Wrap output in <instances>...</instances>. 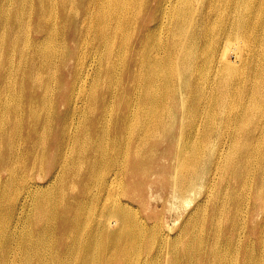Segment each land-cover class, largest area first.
<instances>
[{"label":"bare ground","instance_id":"6f19581e","mask_svg":"<svg viewBox=\"0 0 264 264\" xmlns=\"http://www.w3.org/2000/svg\"><path fill=\"white\" fill-rule=\"evenodd\" d=\"M163 4L164 0H0V186L7 187L9 178L3 172L11 167L34 170L45 158L41 150L51 144L66 148L64 157L78 153L77 148H68L76 144L77 139H71L76 137L70 135L75 132L77 137L99 143L109 156L106 162L105 157L99 159L105 163L97 177L112 176L107 196L92 199L91 208L104 211L111 206L115 180L130 169L127 163L133 138L137 152L152 143L172 148L178 162L185 158L182 169L174 174L179 184L167 187V200L172 197V209L178 214L193 201L197 180L213 166L214 158L218 166L212 177L220 173L223 181L236 184L235 191H248V198L254 191L261 199L264 0H175L160 14ZM149 22H155L152 29L147 26L133 38L126 32L128 28L141 30ZM157 27H164L166 34L154 40ZM95 88L102 89V97ZM120 95L130 100L129 106L114 114L111 104ZM134 102L137 104L132 106ZM177 104L181 107L175 108ZM202 104L205 112L197 114ZM119 129V147L106 150V143ZM215 136L226 140L225 155H218L211 145ZM255 144L262 148L259 155L254 154ZM63 171L71 170L66 166ZM61 172L62 167L56 169L49 181ZM230 192L202 193L180 220L178 232L170 229L165 216L153 222L136 219L144 229L143 236L155 227L165 246L179 240L182 249L174 247V256L234 257L240 264H264V225L244 248L237 232L240 221L224 216ZM124 196L132 198L127 192ZM119 197L117 194L110 213L117 224L129 218L116 202ZM244 198L238 192L231 209L240 212ZM42 203L35 198L22 203L37 233L43 219L35 208L44 206ZM81 203L77 201L79 206ZM260 212L264 216V201ZM200 219L203 225L198 223ZM83 221L90 220L73 217L68 233H75L73 223ZM113 223L106 219L99 235L110 237ZM92 238L78 240L70 253L89 245ZM254 240L261 243L258 248L251 246ZM31 249L36 250L35 246L28 248L25 264L30 263ZM85 260L80 257V264Z\"/></svg>","mask_w":264,"mask_h":264},{"label":"rangeland","instance_id":"374dc122","mask_svg":"<svg viewBox=\"0 0 264 264\" xmlns=\"http://www.w3.org/2000/svg\"><path fill=\"white\" fill-rule=\"evenodd\" d=\"M174 1L164 0L160 14L166 13ZM185 6L190 10L189 5ZM148 18L150 19V17ZM188 22L189 15L186 17V23ZM154 24L155 22H149L147 25H143L141 30L140 27L135 31L128 28L126 32L133 38L135 32L136 34L142 33V29L147 28V26L152 29ZM153 32H155L152 35L154 40L166 34L164 27H157ZM82 48L87 49L85 46H82ZM116 72H119L118 68ZM101 78L103 79L104 76H101ZM109 81L114 82L113 79ZM101 90V88L94 89L95 92L99 93V97H102ZM129 101L121 95L118 96L117 101H112L111 104L113 113L116 114L126 110ZM136 104L137 102H134L132 106ZM174 107L179 108L181 106L177 104ZM190 112H193V110ZM204 112L205 108L202 104V107L198 108L197 114ZM28 132L32 134L34 131L29 130ZM70 135L75 136L76 138L71 139H77V141L74 146L70 145L68 148L74 150L77 148L78 153L74 151L64 157L66 148L60 149L56 144H51L46 151L41 150L45 158L37 163L34 170L22 171L21 169L17 170L19 168L13 169L11 167L9 171L3 172V177H8L9 183L7 187L0 186V211H3V216L0 217V257L2 256L0 264H19V262L25 264V257L28 255L27 250L32 246H35L36 250L31 249L29 251L31 256L29 264H80V257H86L84 264H220L221 260L223 264L228 262L240 264V261H236L234 257L225 260L219 256L195 257L192 259L174 256V247H178V251L182 249V246L177 244L179 240H173L165 246L161 243L162 238L159 228L152 227L143 236L144 229L136 219L137 216L140 218L145 217L149 222L160 220L165 216V222L170 229L172 228L173 231L178 232L181 225L180 220L186 215L187 209L196 200H199L202 193L208 192L214 195L217 191H231L226 196L224 216L229 220L240 221L237 232L238 235L240 234L244 248L253 240L254 234L264 225V216L260 212L264 194L260 199L256 197L254 191H251L253 193L248 198V191H238L245 196L240 205L241 211H237V208L231 209L238 194L235 191L236 184L223 181L220 173L218 176L212 177L214 169L218 166L217 163L215 164V158L213 166L203 172L202 179L197 180L199 182L192 197L193 201L182 207L179 214L174 212L171 203L172 197L167 200L168 192H170L167 187L169 184L174 183L173 188H176L179 184L174 174L182 169L185 158L183 157L178 162L177 158L173 157L174 151L172 148L167 147V145L152 143H148L143 151L137 152L135 138L131 140L132 151L127 163L128 166L130 165V169H127L125 175L121 178L114 179L116 181L114 185L116 191L111 197V206L104 208V211H101L98 207L91 208L92 199L98 195L102 196L103 199L107 196V187L112 180V176L107 173L99 180H97V177L109 156L96 141L85 137H77L75 132ZM220 139L221 137L215 136L210 143L216 149L218 155L221 154L220 152L225 155L224 144L226 140ZM214 140L220 142V146ZM120 143L121 129H119L118 135L116 132L112 134L110 140L106 143L105 149H117ZM115 144L118 146H115ZM256 146L257 144L254 145V147ZM261 149L260 146H257L254 154L259 155ZM101 157L106 158L105 162H99ZM66 166L70 168V173H64L63 169ZM60 167H62V172L59 177L50 182L49 175ZM169 174H172V177ZM88 187L89 191L86 194ZM229 187L231 190H229ZM124 192L131 194L132 198L129 196L121 197ZM117 194L121 197L116 199V202L120 205L122 214L129 215V218L122 219L118 224L115 218L110 217ZM186 194L187 192L184 193V196H187ZM9 196L14 198L10 199ZM34 198L38 203L43 202L44 205L35 208V213L43 219V225L38 233L35 226L29 221L30 212L26 207H22L23 202L31 201ZM80 200L82 203L79 206L77 201ZM161 200L167 201L163 203ZM16 201L18 202L16 203ZM78 216L90 221H83L80 225L77 222L73 223L75 233L69 234L68 227L71 225L73 217ZM108 218L114 221L111 225L113 232L110 237L106 234L99 235L98 232L103 222ZM227 218L224 222L227 221ZM215 221L218 222V219H215ZM198 223L203 225L204 221L200 219ZM187 231L188 229L185 232ZM27 235L31 237L34 245L30 244ZM90 236H93V238L90 239L89 245L74 254L70 253L71 248L78 240L86 241ZM131 240L137 243L131 242ZM137 244L144 250L142 251ZM250 244L252 247L258 248L261 243L254 240ZM151 247L154 249L150 250ZM16 249H20V251L18 252ZM51 250L52 255L50 254ZM56 250L61 253L58 254ZM166 250H169L170 254H166Z\"/></svg>","mask_w":264,"mask_h":264}]
</instances>
